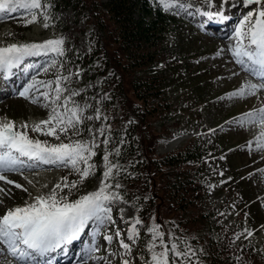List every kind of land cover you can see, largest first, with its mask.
I'll return each instance as SVG.
<instances>
[{"label": "rangeland", "instance_id": "1", "mask_svg": "<svg viewBox=\"0 0 264 264\" xmlns=\"http://www.w3.org/2000/svg\"><path fill=\"white\" fill-rule=\"evenodd\" d=\"M63 1L57 0V3L50 6L48 3L44 4V0H42V9L36 10L38 13L37 22L28 25L24 23L26 16L24 10H19L15 15L0 13V47H6L13 43H40L48 39H64L63 55L49 53L36 59L31 57L27 61L30 64H26L22 68L24 73L22 72L20 81L14 82L22 83L24 75H29L25 81L31 83L35 79L36 81L53 82L52 87L48 88L43 84H37L29 93V98L19 95V97H11L12 99L0 100V120L15 122L17 130H21L20 126L26 123L29 125L27 131L31 138L48 141L49 144L59 143L60 141L53 137L33 132L31 127L47 119L51 109L63 105L67 99L69 108L78 105L84 109L80 113L82 123L77 125L80 135H74L70 131L71 138L90 141L93 138L92 133H96L98 147L94 150L97 154L89 161L95 167L92 170V175L83 182H79V175L69 166L44 168L48 170H39V168H35L36 170L32 168L6 170L4 175L7 179L22 187L17 188L15 184H8L0 180V189L4 190L0 191V216L8 209L32 203L38 195H47L57 183L63 184L64 177H67L69 183L78 182L77 187L72 188L71 191L64 189L63 192H60L61 196L67 195L70 201L97 190L100 186L102 173L106 170L102 157L105 154H110L108 150L111 138L109 132L112 128L117 127V133H120L121 119L119 117L123 116L122 110L121 114H117V124L111 123V126L105 127L102 116H100L102 113L93 114L91 105H83L86 103L83 101L86 85L91 82L90 79H97L98 74L95 71L85 72V75L88 76L86 83L80 73L75 76L63 67V61L69 52L82 51L85 39V36L80 32V29L85 27L82 18H76L72 9L66 8ZM178 1L183 14L180 19L182 24L171 29L167 40L169 44L174 43V52L185 53L183 58L186 59L183 61V67L177 71L171 67L170 70L174 75L176 72L184 70L185 82L188 87L185 84L181 86L182 88L169 87L166 96L172 104V111L156 116L149 122L150 124L148 123L144 132L148 134L151 132L150 128H153V133L161 135L159 141L155 138L150 143L153 144L157 141L153 147L152 157L173 154L189 146L195 138L203 135L208 136L209 141L219 144V146L216 144L213 153L215 156L209 159V162L214 163L218 171L209 172L205 169L206 162L200 163L203 168V173L199 176L202 189L197 192L200 202L198 206L183 213L176 209L164 191L163 185L156 184V180H152L150 176L147 178L146 188H142V183L135 186L136 195L133 194L134 196L131 197L132 190L124 184L123 176H121V165L110 154L109 161L117 167L113 169L112 178L107 181L112 185L108 191L109 193H119L123 200H116L112 204V217L115 224L102 225V236L98 232L92 234V239L98 240L99 245L96 246H99L100 249L93 255L106 259L104 261L93 259L88 261L86 259L77 264H122L124 259H127L129 264H151L149 246L153 241L147 229L153 225V222L161 226L160 230L165 233V240H168L170 235H174L176 238L183 235L179 231H174L176 223H179L182 232L189 231L190 234L195 233L194 236L201 237L209 235L217 241H220L219 236L224 238V244L218 252V254L221 253V260L230 256V260L238 258L243 264H264V151L256 150L255 144L251 151L247 147L249 141H254L257 136L264 133V126L258 122L240 126L235 122L245 113L264 108V90L246 98H227V94L235 92L245 82L260 83V80L256 82L248 71L250 76L241 65L235 62L229 49L235 46V40L232 37L235 35L234 29L239 22L249 11L258 10L261 6L247 5L243 3V0ZM214 9L220 10L218 15H212ZM45 16L47 20L44 19ZM27 18L30 19V17ZM45 23L49 25L47 28L44 27ZM188 56H193V61L187 60ZM191 69L196 72L194 75L189 72ZM0 73L2 74V72ZM199 73H202V77L204 76V78H198L201 81L195 78ZM64 77L67 79H63ZM58 79L60 80L59 87L64 91L57 101L55 99V88L57 87L55 81ZM191 82L193 85L189 86L188 84ZM16 84L14 87L12 85L1 87V93L3 92L1 97L15 91ZM42 92L49 93L48 100L40 95ZM73 93L77 94L73 95ZM33 97H39L37 103L32 102ZM44 103H48L47 108L42 106ZM59 110L63 111L64 109L60 107ZM97 115L100 119H96ZM88 117H92V119H88ZM100 128L105 130L104 136H100L96 132ZM88 129H92V133ZM35 135H39V138H34ZM105 139H107V143H104ZM61 140L68 142L64 135H61ZM146 147L148 148V144ZM36 162L41 165V162ZM80 167L83 169L85 166L81 164ZM195 167L197 165L182 166L175 169L173 173L191 172ZM141 177L144 181V173L141 174ZM145 182L146 180L143 184ZM116 184H119L120 187H115ZM57 191L59 192V190ZM244 193L248 194L246 199L243 198ZM138 194L143 195V201L146 204L143 214L138 212L134 200ZM121 209H123V219H121ZM139 214L145 218V224L137 225L139 236L132 241L128 239V236L131 234L133 218L138 217ZM195 222L200 227L194 225ZM117 230L120 232L119 237L115 235ZM238 234L239 238L237 239ZM109 235L113 236L110 243L104 239ZM120 240L130 244V253H126L120 247ZM156 243L158 245L159 241ZM86 245L88 248V244ZM231 245L238 248L236 250L237 258L228 252ZM4 251L5 253L0 251V264H9V262L18 264L11 258H8L7 262L5 259H1L9 253ZM155 251H160V248L157 247ZM188 264H209V262L195 260L192 263L188 261Z\"/></svg>", "mask_w": 264, "mask_h": 264}, {"label": "trees", "instance_id": "2", "mask_svg": "<svg viewBox=\"0 0 264 264\" xmlns=\"http://www.w3.org/2000/svg\"><path fill=\"white\" fill-rule=\"evenodd\" d=\"M47 2L53 5L56 0ZM177 2L178 0L170 9L164 10L159 0H64L65 7H70L76 18H82L85 27L80 32L86 37L83 52H69L65 57V64L76 73L95 71L97 77H101L100 81L93 82L87 88L86 100L94 105L98 104L102 111L111 115L112 117L106 115L111 123L117 124L115 104H119L123 111V116L119 117L120 133H117L116 127L109 150L121 163V176L125 185L132 190L131 197L136 195L135 186L142 183V188H146L147 178L150 176L152 180H156V184L163 185L176 209L185 213L200 202L197 198V192L202 189L199 176L203 173V168L200 163L206 162L205 169L216 170L215 164L210 163L209 159L215 156L213 153L217 143H212L208 136L203 135L195 138L183 150L162 157H152L153 147L161 135L153 133V128H150L151 132L148 134L144 132L145 127L156 116L172 111V104L166 96L168 88H182L181 86L186 85L184 70L175 75L170 70L171 67L175 71L183 67L185 53H175V48L167 43V35L171 29L182 24ZM193 58L188 56L187 60L193 61ZM139 72L142 74L138 75ZM189 72L193 75L196 73L193 69ZM201 75L199 73L195 78H204ZM155 138L157 141L150 144ZM194 165L197 167L191 172L173 173L182 166ZM142 173L146 180L144 184ZM247 197L248 194L244 193L243 198ZM134 200L138 212L143 214L146 208L143 195L138 194ZM142 214L138 217L144 223ZM194 225L198 226V223L195 222ZM174 231L183 234L177 237L180 247L184 249L186 245H190L195 252L189 258L191 263L206 260L209 264H243L236 257L238 248L232 245L228 252L237 259L230 260V256L220 259L221 253L218 252L224 244L221 236L220 241L209 235L194 236L195 233L182 232L179 223H176Z\"/></svg>", "mask_w": 264, "mask_h": 264}, {"label": "snow or ice", "instance_id": "3", "mask_svg": "<svg viewBox=\"0 0 264 264\" xmlns=\"http://www.w3.org/2000/svg\"><path fill=\"white\" fill-rule=\"evenodd\" d=\"M164 10H168L176 4V0H159ZM247 5H260L261 7L255 11H249L238 26L234 29L235 46L231 47V51L235 62L241 65L246 71L256 76L260 83L245 82L239 89L233 93L227 94L228 99L246 98L254 96L257 92L264 90V0H243ZM183 7V5H180ZM42 9V0H0V13H12L24 10L26 13L25 25L36 23L38 13L36 10ZM27 17H30L27 18ZM255 17V18H254ZM47 20V17H44ZM48 23L44 24L47 28ZM64 39H48L40 43L10 44L6 47H0V72H5L12 68L18 67L25 59L32 56L47 55L55 53L63 55ZM63 79H67L64 77ZM53 82H43L32 80L27 84L19 95L29 98V93L37 84H43L45 87L51 88ZM56 97L58 101L60 94L64 91L59 87L60 80L55 81ZM77 93H73L76 95ZM48 100L49 93L42 92L40 94ZM39 97H33L32 102L37 103ZM68 101L65 100L63 105H58L51 109L48 118L32 125L31 130L40 135L53 137L59 143L49 144L48 141L33 139L29 136L27 129L28 124L21 125V130H17V126L13 121L4 122L0 120V180L8 184H15V187H22L14 181L8 180L4 172L15 170L18 165H23L21 157H27L29 160L39 161L44 164H58L69 166L76 172L80 181L83 182L90 175L95 165L89 161L97 153L94 150L96 144V133H92V129H88L92 133V139L73 140L69 135L71 131L74 135H80L77 125L82 123L80 115L84 109L78 105L69 108ZM43 107L47 108L48 103H44ZM63 107V111L59 108ZM92 119V117H88ZM96 119H100L99 115ZM236 123L240 126L245 124H256L257 122L264 126V108L255 112L243 114L237 118ZM96 132L100 136H104L103 128L97 129ZM64 135L68 142L61 140ZM104 143H107L105 139ZM253 144L258 151H264V133H261L254 141H249L248 149L253 150ZM15 154V155H14ZM109 155L105 154L102 159L105 161L106 170L102 173L100 186L97 190L80 196L74 201H70L67 195H60L64 189L77 187L78 182H68L67 177L63 178V184L57 183L47 195H38L32 203H26L24 206H17L6 210L0 216V243H3L11 251V255L18 260H27L34 254L44 255L55 249L61 248L63 245L72 243L80 238V234L85 230L90 222H94L98 227L107 223L115 224L112 217V204L116 200H123L119 193H109L108 189L112 187L107 181L112 178L113 165L109 161ZM85 167L81 169L80 165ZM222 175V173H221ZM119 188L120 185L116 184ZM59 190V192L57 191ZM0 191H4L0 189ZM27 191V189H24ZM121 219H123V209L120 210ZM143 221L139 217H134L130 229L129 240L134 241L139 236L137 225ZM161 226L153 222V225L147 229L151 235L153 243L149 246L151 252V264H188L189 258L195 255L190 245H186L184 249L177 242L178 238L170 235L165 240V233L160 230ZM117 237L120 232L115 233ZM251 235V233H249ZM239 238V234L236 237ZM109 243L113 240V236L104 237ZM156 241H159L157 245ZM24 247H21V246ZM120 247L126 253L131 252L129 243L120 240ZM159 247L160 251H155ZM99 246L90 245L85 249L87 259L104 261L106 258L95 256L93 253L99 252ZM2 251V250H0ZM171 254V259H170ZM122 264H129L127 259Z\"/></svg>", "mask_w": 264, "mask_h": 264}, {"label": "bare ground", "instance_id": "4", "mask_svg": "<svg viewBox=\"0 0 264 264\" xmlns=\"http://www.w3.org/2000/svg\"><path fill=\"white\" fill-rule=\"evenodd\" d=\"M18 12V11H17ZM16 12V13H17ZM19 15V14H18ZM14 21V20H13ZM228 36V35H227ZM225 37H226V35H225ZM250 75V74H249ZM260 95V94H259ZM262 95V94H261ZM261 97V96H260ZM264 97V96H263ZM263 101V100H262ZM256 102V101H255ZM257 103V102H256ZM259 103V102H258ZM263 108V107H262ZM39 162V161H38ZM38 165V164H37ZM59 166H61V165H58V164H44V163H42L41 162V165L39 164L38 166H36V168H39V170L40 169H44V168H50V167H59ZM51 169V168H50ZM59 169V168H58ZM26 170V169H25ZM48 170V169H47ZM0 248H1V253L2 252H4L5 253V251L4 250H6L7 252H9L8 254H7V256H4V257H1V259H5V261L7 262L9 259L8 258H11V259H13V261H15V262H17L18 264H24L23 262H20L19 263V261L16 259V257H13L12 255H11V251H10V249H8L7 248V246L5 245V244H3V243H0ZM7 264V263H6ZM9 264H11L10 262H9Z\"/></svg>", "mask_w": 264, "mask_h": 264}]
</instances>
